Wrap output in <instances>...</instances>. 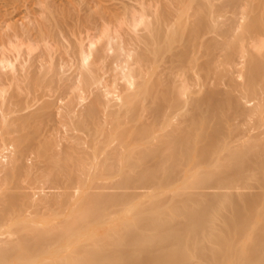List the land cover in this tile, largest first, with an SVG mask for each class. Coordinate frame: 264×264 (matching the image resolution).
<instances>
[{"label":"bare ground","instance_id":"obj_1","mask_svg":"<svg viewBox=\"0 0 264 264\" xmlns=\"http://www.w3.org/2000/svg\"><path fill=\"white\" fill-rule=\"evenodd\" d=\"M0 264H264V0H0Z\"/></svg>","mask_w":264,"mask_h":264}]
</instances>
